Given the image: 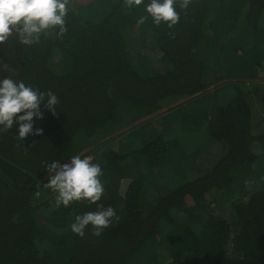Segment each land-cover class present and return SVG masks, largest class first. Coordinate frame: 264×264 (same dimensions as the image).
Returning <instances> with one entry per match:
<instances>
[{
	"label": "trees",
	"instance_id": "1",
	"mask_svg": "<svg viewBox=\"0 0 264 264\" xmlns=\"http://www.w3.org/2000/svg\"><path fill=\"white\" fill-rule=\"evenodd\" d=\"M71 2L62 38L56 29L31 46L15 36L0 44V80L12 76L59 99L55 115L41 104L43 119L33 121L41 135L20 141L18 124L0 132V264H226L231 256L264 264V130L253 132L250 104L264 89L253 81L264 77V0H192L186 12L177 4L172 29L151 18L138 24L144 5ZM146 36L162 53L160 71L132 59L131 43ZM213 67L226 81L209 108L200 100ZM127 126L134 131L133 142L121 144L126 150L93 157L104 173L101 200L58 207L57 194L43 187L45 164L68 163ZM201 137L220 146L210 170L194 169L192 145ZM163 172L173 187L147 199ZM98 205L119 219L100 236L91 225L83 237L74 234L75 217Z\"/></svg>",
	"mask_w": 264,
	"mask_h": 264
},
{
	"label": "clouds",
	"instance_id": "2",
	"mask_svg": "<svg viewBox=\"0 0 264 264\" xmlns=\"http://www.w3.org/2000/svg\"><path fill=\"white\" fill-rule=\"evenodd\" d=\"M192 0H123V7L129 11L144 5L145 16L137 23L144 24L149 18L155 26L166 24L172 29L180 22L181 11L186 12ZM70 0H0V44H6L13 36L22 45L38 43L41 34L58 29L57 36L62 38L67 32V16ZM177 4L181 11H177ZM7 65H3L7 70ZM52 111L59 103L51 90L41 91L12 76L0 80V132H8L18 124V140L28 135H41L42 128L34 130V118L43 119L41 104ZM49 178L43 184L45 189L56 193V205L68 207L73 202L87 201L96 204L104 195L101 177L103 170L94 163L91 156L74 155L68 163L53 161L45 164ZM39 195V192H37ZM113 219L118 220L116 210L109 206L98 205L94 212L77 215L70 225L71 231L83 237L85 229L92 227V235L100 236L111 226Z\"/></svg>",
	"mask_w": 264,
	"mask_h": 264
},
{
	"label": "rangeland",
	"instance_id": "3",
	"mask_svg": "<svg viewBox=\"0 0 264 264\" xmlns=\"http://www.w3.org/2000/svg\"><path fill=\"white\" fill-rule=\"evenodd\" d=\"M85 1H87V0H83V2H85ZM71 3L72 2L70 0V4ZM131 46H132L131 56L133 57L132 59L135 60V62L141 61L144 63V65L148 69L151 68V70H156V71L162 70L163 65H162V62L160 61L162 53L159 52L157 49L152 51L153 47L151 46L149 36H146L145 39L142 41V43L140 41L132 42ZM220 58H222V57H220ZM216 61L217 62L215 64L219 65V58L216 57ZM262 76H260L259 79H256L253 81L264 82V77L261 78ZM210 78H212V80H211V83L209 84V87L207 88V90H208L207 95H205L200 100L201 106L203 104H206L209 108L212 107V104L214 103V101H213L214 98L212 97L214 90L216 89V87L218 85H220V84L224 83V81H226V77L219 71V69L217 67H213L211 69ZM220 78H221V80H220ZM251 81L252 80H246L243 87L246 89L247 88V82H251ZM180 102L181 101H178V102L174 103L173 105H177ZM250 104L252 105V116H251L252 117V124L255 126L253 129V132L255 134H258L262 130H264V89H259L257 91L252 92ZM165 111H166V108H164L163 110L159 111L156 114L161 113V115H162L163 113H165ZM150 119L148 120V122L152 123L150 126L158 127L157 122L155 120H152V118H150ZM148 122H145V123H148ZM150 123H148V124H150ZM143 127L144 126H142V128ZM148 128H146V129H148ZM125 129H126V132H124V134L122 133L120 136V132L116 133L115 135L118 134V137L114 138L113 141L109 142L108 144H105L104 146L101 147V145L104 142H107L109 140V138L106 137L104 139H100L97 142L91 144L87 149H85L79 155L84 154L85 152L86 153L92 152V155H89V156H91L93 158L95 155H98L103 149H108V148L115 149L118 152H123L122 149L126 150V148L122 147L121 144L126 143V146H128V144H131L133 142L131 139L129 140V137L131 136V133H133L134 127L127 126V128H125ZM110 137H113V136H110ZM137 143L139 144V142H137ZM192 148H193V150L199 149L198 155H197V157L195 159V163H194V169L195 170H210L212 168V166L216 163V160L218 159V157L221 154L220 146L218 144L207 143L205 137H203V138L201 137L200 141L195 142L192 145ZM253 153L259 154V149L258 148L254 149ZM166 170L167 169H165L164 171H166ZM161 175L165 176L164 179L160 178L157 180L156 184L158 185V187L152 188V190H150L147 193V199H152V198L157 197V195H158L157 192L159 194H162L160 192V190L163 191V188H161L162 186L167 190L166 192H168L173 187V183L171 182L170 178L167 176L168 174L166 172H163ZM174 187H175V184H174ZM51 199H53V198H51ZM52 203H53V200H49V205H51ZM228 212H229V209H228L227 205L224 206L220 210V214H223L224 216L227 215ZM226 262H227L226 264H237V261L232 256L229 257Z\"/></svg>",
	"mask_w": 264,
	"mask_h": 264
}]
</instances>
